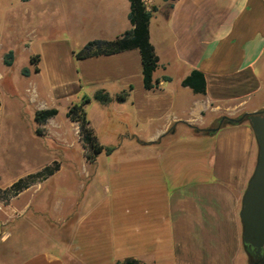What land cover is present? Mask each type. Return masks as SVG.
I'll return each instance as SVG.
<instances>
[{"label":"crops","instance_id":"crops-1","mask_svg":"<svg viewBox=\"0 0 264 264\" xmlns=\"http://www.w3.org/2000/svg\"><path fill=\"white\" fill-rule=\"evenodd\" d=\"M142 2L151 12L148 32L158 58L152 75L159 82L157 89L143 87L138 50L81 60L70 52L71 70L58 71L56 46L48 54L52 69L46 76L47 89L58 82L63 95H76L79 103L89 98L86 118L96 136L103 127L111 131L118 124L113 137L150 152L141 159L139 188L165 193L166 203L143 208L142 243L153 244L152 249L154 244L161 245L165 235L170 244L169 264H250L241 242L239 213L256 164L252 130L247 121L222 124L211 135L196 130H211L221 119L264 111V0ZM54 9L64 32L75 29L87 36L84 44L113 40L131 29L128 0H56ZM41 60L40 56L39 64ZM192 71L203 75V94L182 86ZM100 91L110 102L94 100ZM122 92L127 97L119 103L115 98ZM92 106L99 120L90 117ZM177 146L179 155L160 153ZM198 160L201 168L195 167ZM180 172L188 173L190 179L177 182L183 177ZM196 176L204 179L194 181ZM94 210L78 204L74 209L72 239L76 246L92 243L93 252L86 257L70 249V239L55 246L57 253H22L12 246L11 255L0 264H116L120 259L115 252L129 239L130 228L111 222L105 232L97 220L88 222ZM103 235L105 241L96 248Z\"/></svg>","mask_w":264,"mask_h":264},{"label":"rangeland","instance_id":"rangeland-1","mask_svg":"<svg viewBox=\"0 0 264 264\" xmlns=\"http://www.w3.org/2000/svg\"><path fill=\"white\" fill-rule=\"evenodd\" d=\"M55 1L0 0V190L8 188L10 181L34 174L45 166L53 163L58 166L53 175L35 182L15 197L0 194V260L11 255L12 246L22 253L52 252L57 249L56 245L69 242L78 204L95 208L88 222L97 220L105 232L111 222L116 227L129 226V239L126 237L121 250L115 252L119 261L135 258L144 263L169 264L170 244L165 235L161 245L154 244L150 249L153 244L142 243L139 234L145 220L143 208L149 203H166L165 193L139 188L141 159L150 152L134 142L113 137V130L120 129L118 124H113L111 131L102 126L99 136L94 133L98 143L113 149L112 152L109 155L102 152L93 163H88L78 131L66 118L69 105L80 104V98L63 95L58 82L51 83L47 89L45 80L52 69L48 54L52 46L57 47L60 55L55 69L71 70L70 52L76 59L75 54L85 45L87 37L75 29L64 32L54 9ZM9 52L12 64L7 67L3 62ZM35 55L42 57L40 64L37 63L39 74L34 73L29 63ZM23 70H27L29 77H23ZM50 108L57 115L44 124H37L34 112ZM88 112L92 119H98L97 108L89 107ZM178 148L159 149L164 155H179ZM203 155L202 151L200 156ZM195 165L201 168L202 161ZM187 174L177 182L188 181ZM202 179L203 176H196L194 181ZM105 238V235L99 237L95 247ZM72 242L73 252L84 257L93 252L90 242L86 246H76L74 239Z\"/></svg>","mask_w":264,"mask_h":264},{"label":"trees","instance_id":"trees-1","mask_svg":"<svg viewBox=\"0 0 264 264\" xmlns=\"http://www.w3.org/2000/svg\"><path fill=\"white\" fill-rule=\"evenodd\" d=\"M22 3H26L30 0H19ZM130 4V11L128 14V20L131 24V29L117 36L113 40H92L87 42L79 52L75 54L77 60L100 56V55H112L129 50H138L141 59L142 67V82L145 90H154L158 88L159 82L153 80L152 75L157 68L158 58L154 52V48L149 42L148 25L151 17V12L147 11L143 5L142 0H128ZM175 1V0H170ZM39 62V56L35 55L30 58L29 63L34 67V73L39 72L37 63ZM4 65L9 67L12 64V53L9 52L4 59ZM23 76H27V70L22 71ZM168 81V78L164 79ZM182 86L190 88L194 93L203 94L205 91V81L203 75L197 71H192L190 75L183 80ZM127 97V92H122L116 96V101L121 103ZM94 100L106 104L110 102V98L104 92H97L94 96ZM90 102L89 98H83L80 104H72L67 108L66 118L70 122L75 123L78 128V136L86 150L85 159L88 163H93L95 159L105 152L109 155L113 149L105 148L100 145L94 134L93 129L89 125V121L86 118L84 106ZM264 112V111H263ZM57 115V111L53 108L37 110L34 113V121L37 124H44L48 120L54 118ZM239 118V117H238ZM245 121V120H244ZM220 120L216 123L215 127H220L222 124L236 125L240 122H231L225 118L219 125ZM196 132H202L207 135H211L210 130H196ZM57 164L53 163V166H45L40 171L34 174H28L24 178H19L12 183L8 188L0 190V194L3 196L15 197L35 182L44 181L57 171ZM2 196H0V199ZM247 254L250 264H254L257 260V256L248 247H243ZM116 264H141L139 261L128 258L123 261H118Z\"/></svg>","mask_w":264,"mask_h":264},{"label":"water","instance_id":"water-1","mask_svg":"<svg viewBox=\"0 0 264 264\" xmlns=\"http://www.w3.org/2000/svg\"><path fill=\"white\" fill-rule=\"evenodd\" d=\"M227 120L229 123L247 121L256 142V164L241 199L239 218L243 247H248L258 257L259 261L254 264H264V112ZM217 129L210 131L214 133Z\"/></svg>","mask_w":264,"mask_h":264},{"label":"flooded vegetation","instance_id":"flooded-vegetation-1","mask_svg":"<svg viewBox=\"0 0 264 264\" xmlns=\"http://www.w3.org/2000/svg\"><path fill=\"white\" fill-rule=\"evenodd\" d=\"M258 261H259V259H258V257H257V260H256V262H258ZM256 262H255V263H256Z\"/></svg>","mask_w":264,"mask_h":264}]
</instances>
